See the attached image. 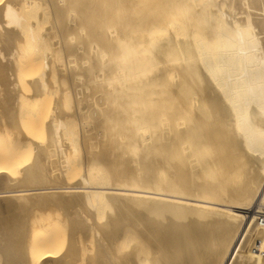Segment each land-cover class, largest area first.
Returning <instances> with one entry per match:
<instances>
[{"label": "bare ground", "instance_id": "bare-ground-1", "mask_svg": "<svg viewBox=\"0 0 264 264\" xmlns=\"http://www.w3.org/2000/svg\"><path fill=\"white\" fill-rule=\"evenodd\" d=\"M42 1L45 2L43 10L46 13L50 11L51 19L49 20L51 26L49 25V29H46L45 32L43 27H47V24L41 26L43 31L35 26L38 22L35 25H33L34 22H31V25L30 22L25 24L27 18L24 19V15L28 19L30 17L26 13L27 11L25 13L23 11L36 5L35 0H4V2H0V44L8 47L7 50H11L14 42L19 40L18 36L22 35L19 32L24 31L23 25L25 28L27 27L25 31L27 33L28 30L29 34L25 38L22 37L23 35L21 36L28 41L24 40V43H29V39L32 43L34 40L36 42L43 32L45 34H42L41 41H45L48 39L47 36L55 34L57 41L53 45H67L66 49L75 52L76 57H79L81 61L88 60V64L87 61L85 64L83 61L78 64L74 59L73 64L77 63L78 71L76 65H71V68L74 67L73 69L77 73L67 79L70 85V97L72 96L76 104L81 101V106H77L75 111L79 125L82 127L86 124V120L88 122V119L93 117L95 126L103 127V131L104 127H128L129 130L131 127L134 131V127H150L154 129L155 134L152 137V132L149 133L146 138L152 137V139L148 138L149 142L135 148V151L139 152L140 150L143 154L141 158H137L138 160L135 158L136 160L118 162L124 152H127L129 146L133 145L132 143L127 146V141L126 147L118 150V153L112 158L117 162H110L111 151L102 157V161L107 165L116 163L115 165L124 168V172L119 173V179L124 177L132 185L134 179L136 181L137 178H142L138 183L141 186H138L144 188V191L134 190L133 187L128 189V184L124 186L127 189L102 187L99 185L100 181L92 179L97 184L90 186L91 183H89L86 173L81 178L84 186L79 181L75 185L69 186V183L64 185L63 181L61 183L59 180H53V177H48L50 173L47 169L48 175L46 174L45 181L51 184L47 183L48 185H46L45 182V185L44 183L42 185L40 180L38 181L39 177L36 172H39L38 167L41 169L40 166L43 163H40L39 166L38 160L42 159L43 154L41 153L45 152L47 146L46 148L43 146L45 150L40 149L36 142L34 145L35 148L37 147L36 150L44 152H35L42 155L35 161L38 167L36 168L35 163L31 162L32 168L26 165V168L29 169L24 171V179L21 178V180L24 181L25 186L28 183L30 185L38 184L41 187L26 189L24 186V189L17 190L22 185L20 184L17 185L18 188L15 187L16 190L14 187L10 189L11 186L7 188L6 186L10 185L11 180V185H14L13 182L16 180L13 181L10 178L9 165L0 163V200L5 202V205H2L0 201V262L2 261V264H66V259L63 256V259L59 257L60 254H56V250H53L56 237L52 235L55 239L53 240L49 233H46L47 227L43 228V223L44 226L48 224L45 225V222L40 224L44 220L50 222L48 218L51 219L52 216L42 215L44 219H41V216V218L34 216L33 212L37 211L35 208L37 202H40V206L37 204L38 210L41 209L40 207L50 206L51 208L52 205L56 206L57 204L61 205L59 210L62 205H67V209L70 206L71 210L72 206L75 209L76 206H80L81 210H76L78 213L82 212L84 208V210L89 208L88 210L93 212L94 218L99 210L97 204L101 202L100 197L103 196L105 200L109 201L108 204L113 206L114 214H116L115 220L109 221L111 224L99 231L103 235H101L102 238L99 237V233H95L96 238L99 239L97 242L99 244L100 241L103 242L99 246L103 252L98 251L99 257L104 254L105 260L103 257L98 258L103 260V263L264 264V256L261 254L264 251V228L258 226L253 213L256 208L261 207L264 210V0ZM42 1L38 0L39 3ZM45 7L49 11H45ZM36 10L38 9L36 8ZM40 12L42 11L40 10ZM75 14L79 15L77 21L72 22L71 25L68 22L62 24L63 20L66 22L74 19ZM39 19L41 20L42 17ZM37 25L39 26V23ZM37 29L42 33L40 36L36 35L35 39V34L38 33L35 31ZM84 29L87 31L82 35ZM55 35L52 36L55 37ZM80 35L84 40L82 39L78 45L77 41ZM53 37L51 40H54ZM23 42L15 44L20 45ZM21 49L19 48L20 51H22ZM14 51L16 50L14 49ZM14 51H12L13 54L11 53L13 56L7 57L6 55V58L11 60L12 57H15ZM6 52L9 53V51ZM19 55L22 57L21 53ZM73 56L75 58L74 54ZM28 58L27 56L26 60ZM69 58L70 56L67 57V59ZM21 59L25 60L23 57ZM17 60L19 61V59ZM48 62L49 60H46V63ZM53 62H55L54 59ZM53 62L50 59V64ZM10 63L14 64L11 61ZM41 63L43 66L42 60ZM46 63L44 62V64ZM48 64H46L47 67L50 66ZM61 64L63 65V63ZM28 66L31 67L32 64L31 66L28 64ZM69 66L63 65L66 67L63 70L70 73ZM58 67H55V73L62 75L64 71L60 68L57 71ZM27 70H21V74L17 71L18 75L26 77L25 75L31 74L27 73ZM48 72L50 73V71ZM7 75L0 71V88L8 96L7 100L4 99L8 104L6 108L8 112L4 118L9 116V123L11 124L12 121L11 126H13L9 127L15 132H12V137H9L10 139L16 137V140H9L11 144L14 143V146L15 141L21 139L20 132H23L19 127L24 129L26 125L25 131L28 130L30 124L34 126L33 117L31 116V118L30 114L27 115L24 111L26 104L22 105L21 103L22 97L24 98L22 95L25 93L21 89L28 94L29 92L33 93V97L36 96L37 99L44 100L46 97L44 93L51 87L50 85L46 86L47 81H44L46 76L44 80H39L37 77L33 78L36 79L33 81L31 78L33 88L28 92L25 84L30 83L31 80L22 81L21 83H24L22 87L20 78L17 79L18 76H15L16 81L14 78L9 79L10 75ZM26 79L24 78V80ZM63 79L66 82L65 78ZM55 80L58 82L59 79L55 78ZM29 86L31 87V85ZM2 92L1 94H3ZM59 92L63 96L66 93L62 90ZM67 95L69 93H66ZM61 98L63 97L61 96ZM65 99L67 98L65 97ZM51 101H53V97ZM3 102L2 106L5 104ZM26 102L27 100H25ZM26 108L29 109L28 106ZM31 108L36 109V106ZM42 108L40 111L43 116ZM49 109L52 112V109ZM55 112H52L54 116ZM59 114L58 120H54L56 125L52 124L53 126L50 127V124L49 132H47L50 135V142L52 141L53 147L56 146L58 151L62 147V145L59 146L62 137L58 140V135L61 134L60 129L65 127L64 118L67 117L64 112L62 115L60 112ZM23 116H27L24 118L29 119V121L26 120L28 125L25 124ZM41 119L42 117L39 116L40 123ZM67 119L70 117L68 116ZM71 119L70 121H73L72 116ZM2 121L3 123L0 120V126L3 124L4 127L6 122ZM22 123L25 125L22 126ZM35 124H37L36 121ZM45 124L48 123L45 122ZM87 124V126L90 125ZM34 129L31 131L35 132ZM140 130L141 128H138L136 131L140 132ZM148 130L146 131L148 132ZM2 132H0L2 134H0L2 137L0 142L9 138L7 133L4 140ZM28 132L30 133V130ZM28 132L23 133L28 136L33 134L36 136L35 133L29 134ZM137 134L138 132L135 133V135ZM143 136L140 137V142L141 139H144ZM128 137L130 136L128 135ZM21 141L23 140L21 139ZM50 142L48 141V145ZM85 142L87 145L86 140ZM1 144L3 145V142ZM32 144L34 143H30V147L28 146L30 153L33 150ZM65 145L67 146L66 142ZM64 146L63 149H65ZM2 147L4 148V145ZM15 147L16 145L13 149ZM132 147L130 152L132 150L134 154L135 146ZM7 148L9 149V145ZM17 148H21V146ZM35 148L34 151H36ZM15 151L22 153L17 149L13 150V152ZM64 153L60 156L59 169L67 167L68 160H71V156L68 158ZM31 154L33 155V153ZM51 154L48 156L49 159ZM54 154L53 156H55ZM67 155L69 154L67 153ZM46 156L44 155V157ZM138 156L140 155L138 154ZM16 157L21 159L20 154ZM47 161L45 160V162ZM9 162L13 164L14 161ZM95 163L94 165H100ZM49 170L51 171V168ZM89 171L91 172L92 169ZM43 174L44 172L41 175ZM31 192H38L35 194L37 197H31ZM33 203L35 207H31ZM28 206L35 210L30 211ZM56 207L58 208V206ZM22 208L25 210L28 208V211L25 212ZM70 209H68V214H71ZM62 210L60 212L64 215ZM39 211L38 214H41ZM51 212L52 210L47 213ZM88 212L86 211L87 214ZM52 213L54 214V212ZM86 213L83 214L87 219ZM55 214L57 216L59 213ZM75 215V220H78V215ZM92 215L88 214V220L92 218ZM81 216L78 218H83ZM32 217H36V220ZM69 217L71 218L70 215ZM74 217L71 220H74ZM86 219L82 220L86 222ZM83 221L82 223L78 221L80 223L78 229L76 223L75 227L72 223L74 228H71L69 219V228L72 229L69 231L70 234L74 230H77L78 234L83 233L84 231H80L83 228L82 224H85V227L88 226V221L87 224ZM50 223H53L54 227L56 224L58 226V222H54V219ZM31 225L33 229L30 227ZM51 227L52 224L48 230L51 231ZM54 227H52V231H54ZM89 227L91 230V225L87 227L88 230ZM98 228L95 226L94 230ZM48 230L47 232H49ZM55 232L58 233L57 230ZM92 233L94 234L91 230V236ZM70 234L68 235L70 236ZM44 235H49V237L44 239ZM55 235L58 236V234ZM70 240H73V236ZM57 241L59 240L57 239ZM248 242L250 244L247 247ZM70 243L72 245L71 241ZM73 244L75 245L74 240ZM75 247L78 248V244ZM75 247L67 249L69 257L73 256ZM120 247L122 251H120ZM118 253L121 254L120 258Z\"/></svg>", "mask_w": 264, "mask_h": 264}, {"label": "rangeland", "instance_id": "rangeland-1", "mask_svg": "<svg viewBox=\"0 0 264 264\" xmlns=\"http://www.w3.org/2000/svg\"><path fill=\"white\" fill-rule=\"evenodd\" d=\"M6 1V0H5ZM42 1V0H41ZM40 0H39V2H41ZM1 3L2 2H4V0H2V1H0ZM35 2H37L36 3V5H32L31 7H29L30 8V10H29V8L28 9H26L25 11H23L24 13L26 12L27 14H29V19H28V17H26V15H24V13H22V15H24V19L25 18H27V19H25V20H27L26 21V23L25 24H29V22H30V25H31V22H34V24L33 25H35L36 24V22H38L39 23V26L36 24L35 26L36 27H38V28H40V30H42L43 31V29H44V32L46 31V29H49V27L51 26V22L49 21V20H51L50 19V11L48 10V9H46V7H47V5H46V7H45V11L46 10H48L49 12H44V1H42V3H39L38 2V0H35ZM0 3V4H1ZM40 6H39V5ZM36 8L38 9V10H36ZM48 8V7H47ZM36 10V11H35ZM40 10L42 11V12H40ZM31 11H33V12H31ZM35 11V12H34ZM31 12V13H30ZM43 12H44V14H43ZM37 13V14H36ZM49 13V14H48ZM32 14H34V15H32ZM42 14V15H41ZM35 16V17H31V16ZM39 15V16H38ZM41 15V16H40ZM42 17V19L40 20L39 18H41ZM48 17H49V19H48ZM38 18V19H37ZM32 19V20H31ZM79 19V15L78 14H75V16H74V19H70V21H66V22H64V20L62 21V24L64 23V24H67V22H68V24L69 25H71V24H73L74 23V21H77ZM29 20H31V21H29ZM44 22V23H43ZM47 22H50L49 24L47 23ZM73 22V23H72ZM41 23V24H40ZM24 24V23H23ZM47 24V27H43V26H45ZM63 24V25H64ZM50 25V26H49ZM34 26V27H35ZM41 26L43 27V29H41ZM22 27H24V28H22V29H24V31L22 30V32H19V31H16V32H19V34H22L21 36L22 37H26V35H28L29 36V34H28V30H27V33H26V29H27V27L25 28V25H23ZM19 30V29H18ZM36 32H38V29L37 30H35ZM87 31V29H84V30H82V35L85 33ZM43 32V33H44ZM40 33H42L41 31H39L37 34H35V39H36V35H38V36H40ZM42 33V34H43ZM18 34V35H19ZM42 34H41V36H42ZM45 34V33H44ZM52 35H55V34H52ZM52 35H50V37L49 36H47V38L49 39V41H47V40H45V41H41L40 40V38H42L41 36L39 37V39L37 40L36 39V42H34L33 41V43L32 42H30V39H29V43H31L30 45H29V43H24L26 40L25 39H23V38H21V36L19 35L18 36V38H19V40L18 41H16L17 43H20V42H23L24 40V42L23 43H21L20 45H22V46H20V45H16L17 43L16 42H14V44H13V48L10 50H7L8 49V47H6V46H4V45H2V44H0V61L2 60V62H0V71H3L4 73H6V75L7 74H9L10 75V77H8L9 79H13L14 78V80L16 79L15 78V76H18L17 77V79L19 80V78H20V83L23 81V82H27V81H29V80H31V78L33 79V78H37L38 77V79L39 80H44V78H45V76L47 77L46 78V80H44V81H47V85L46 86H48L49 87V85H50V87L51 88H49L47 91H46V93H44V95L46 96H44L45 97V99L43 100V99H37V97L35 96V97H33V93H30L29 92V90H32V88H33V81H36V79L34 80L33 79V81L31 80L30 81V83H26L25 84V86H26V90L29 92V94L25 91V90H23V89H21V91H23V92H25V93H23V95L22 96H24V98L22 97V100H21V103H22V105L23 104H26V105H24L25 106V108H24V111H26V114L28 115V114H30V117L32 116L33 117V122H34V126L33 125H29L28 126V130H30V133L28 132V130H25L24 131V129L26 128L27 129V127H26V125L25 124H27L28 125V123H27V121L26 120H28L29 121V119L27 118V119H25L27 116H23V119H24V121H26V123L25 124H23L22 123V126L23 125H25V127H24V129H23V127L21 128V127H19L23 132H28L29 134H33V133H35V135L36 136H28V134H24L23 132H20L21 133V135H19V136H21L20 138L23 140V141H25L26 142V140H28V141H30V142H26V143H24L23 141H21V139H19V141L17 140V141H15V145H16V147H15V149H17V150H19L20 152H22V153H24V154H22V153H19V152H13V150H15V149H13V147L15 146H13V144L14 143H10V140L11 139H13V138H11L10 139V137L9 136H11L12 134V132H15L11 127L13 126H11V124H12V121H11V124L9 123V116H5L6 118H4V115H7L6 113L8 112V110H6V108H7V106H8V104L5 102V98H6V100L8 99L7 97V94L5 95V93L4 92H2L1 91V89L2 88H0V91L3 93V94H1V92H0V103H1V105H0V108H1V112H0V120H1V122L3 123V121L2 120H4L6 123L8 122V125L6 126V123L4 124V127H3V124H2V126H0V132L1 131H3L2 133H3V138H4V140H5V137L7 136V137H9L8 138V140L6 139V141H2L3 142V145H4V148L2 147L3 145L1 144L0 145V163L2 164H6V165H9V167H10V174L12 175H10V178L11 179H13V181H15V182H13V184L14 185H11L12 183V180H11V182H10V185H8V186H6L7 188L8 187H10V189H13V187L15 188V187H17V185L19 186L20 184H22V185H20V188H15L14 190H20V189H24V186H25V183H24V181L23 180H21V178H23L24 179V173L29 169H27L26 167L27 166H30V168H32V166L30 165L31 163H35V167L37 168L38 166V164H37V162H35V161H37L42 155L41 154H43V157H41L42 159H43V161H42V159L40 160H38V163H39V166H40V163H43L40 167H41V169H39V167H38V171L39 172H36L37 174V176L39 177V179H38V181L43 185V183H44V185H45V179H46V177H47V175H48V173H50V175H52V176H50V175H48V177H53V180H59V182H61L62 183V181H63V183H64V185H68V184H66V183H69L70 185L69 186H71L72 184H77L78 183V181H79V183L81 182V184L83 185V183H82V177H83V175H86L87 174V179H88V181H89V183H91L90 184V186H95L97 183H96V181L94 182V181H92V180H97V182L98 181H100V183H99V185L100 186H102V187H110V188H126V187H124L125 185L127 186V184H128V186H127V188L128 189H132V187H133V189L134 190H142V191H144V188H142V187H140L139 188V186H141V185H139L138 183H139V179H140V177L139 178H137L136 179V181H135V179H134V181H132V185H131V183H128L127 182V180L123 177V178H121V179H119V173H122V172H124V168L123 167H121V166H117V165H115L116 163H113V164H106L105 162H103L102 161V157L105 155V154H107V153H110L109 151H111V154H110V156H111V159H110V162H117L116 160H114V159H112L117 153H118V150H121V149H123V148H125L126 147V141H127V146H129V145H132V143H133V145L132 146H135L134 147V154H133V147L132 146H129V152H128V149H127V152H124V154L122 155V157L118 160V162L119 163H122V162H124V161H126V160H136L137 158L139 159V158H141V156H143V154H141L142 153V151L140 152V150H139V152H138V150H136L135 151V148L137 149V146L138 147H141V144H142V146H143V144L144 143H147V142H149L148 141V138H150V140L152 139V137H153V134H155V131H154V129H152V128H150V127H134L133 129H135V131L136 130H138V128H141V130H140V132L139 131H134V130H132V128L130 127V130H129V128L128 127H104L105 129H104V131L102 130V128L103 127H96L95 126V124L93 123V117H91L90 119H88V122H87V120L85 121V125H82V127L79 125L80 123H79V119H78V117L77 116H75V111H76V109L79 107V106H81V101L78 103L77 102V104L73 101V98H72V96L70 97V85L68 84V78H70V76H73L74 74L76 75V70L75 69H73L74 67H72L71 68V65L72 66H75L76 65V69H77V71H78V67L79 66H77V63L79 62L80 64L82 63V61H81V59L79 58V57H76V54H75V52L73 53L72 51H69V49H66V48H68L67 47V45H60V46H58V44H56V45H53V44H55V42L57 41V37H56V35H55V37H53ZM82 35H80L79 37H78V41H77V44L79 43H81L82 42V39H83V37H82ZM44 36V35H43ZM54 38V40H51L52 39V37ZM21 39H23V40H21ZM27 39V38H26ZM84 40V39H83ZM39 41V42H38ZM53 41V42H52ZM26 42H28V41H26ZM52 42V43H51ZM16 43V44H15ZM42 44V45H41ZM78 44V45H79ZM36 45V46H35ZM41 45V47H39ZM53 47H52V46ZM2 46V47H1ZM18 46V47H17ZM21 47H22V49H21ZM49 47V48H48ZM56 47V48H55ZM2 48V49H1ZM4 48V49H3ZM19 48L22 50V51H20L19 50ZM32 48V49H31ZM58 48H60V49H58ZM14 49L16 50V51H20L19 53L18 52H16V51H14ZM32 51H31V50ZM63 49H64V51H63ZM26 50H28L27 52H25ZM50 50H51V52H50ZM6 51H9V53L8 52H6ZM12 51H14L15 52V54H14V56L15 57H12L11 58V60H10V58H6V55H7V57H11V56H13L12 54ZM41 51V52H40ZM47 51V52H46ZM62 51V52H61ZM67 51V52H66ZM23 52H25V54H23ZM66 52V53H65ZM12 53V54H11ZM21 53V56L25 59V60H22L21 58L22 57H19L20 54ZM50 53V54H49ZM70 53V54H69ZM72 53V54H71ZM9 54H11V55H9ZM29 54H31L30 56H32L31 57V59H30V56H29ZM67 54V55H66ZM73 54L75 55V58H74V56H73ZM2 55H4V56H2ZM17 55V56H16ZM44 55V56H43ZM51 55V56H50ZM53 55H54V57H53ZM66 55V56H65ZM27 56L29 57L28 58V60H26L27 59ZM46 56V57H45ZM70 56V60L69 59H67V57H69ZM4 57V59H2ZM13 58H15L14 60H13ZM42 58V59H41ZM17 59H19V61L17 60ZM50 59H51V62H53V59L55 60V62H53V63H51L50 64ZM74 59L77 61V63L75 62V65L73 64L74 63ZM40 60V61H39ZM41 60H42V62H43V66L41 65L42 63H41ZM44 60V61H43ZM46 60H49V64H50V66H46V64H48V63H46ZM10 61L12 62V63H14V64H11L10 63ZM58 61V62H57ZM64 61V62H63ZM67 63H66V62ZM72 61V62H71ZM87 61V64H88V60H86ZM86 61H83V64H85L86 63ZM7 64H5V63ZM44 62L46 63V64H44ZM63 63V65L64 66H69V64H70V66H69V69H70V73H68V72H66V71H64L63 69H66V67H63V65L61 64V63ZM9 63V64H8ZM27 63V64H26ZM65 63V64H64ZM69 63V64H68ZM78 63V64H79ZM11 64V65H10ZM20 64H23L24 66H22V65H20ZM28 64L31 66V64H32V68L31 67H29L28 66ZM48 64V65H49ZM86 64V65H87ZM17 65V66H16ZM10 66V67H9ZM16 66V67H15ZM46 66V67H45ZM52 66V67H51ZM59 66V67H58ZM15 67V68H14ZM28 68V70H27V68ZM49 67H51L50 69H49ZM55 67H58L57 68V71H59V68L61 69V70H63L64 71V73L66 74H64V73H62V75H57L56 73H55ZM8 68H10L9 69V71H7L8 70ZM17 68H19V69H17ZM17 69V70H16ZM23 69L26 71L27 70V73L28 72H30L31 74H27V75H25L26 77H24V75H18V72L17 71H19L20 73L19 74H21V70L23 71ZM46 69V70H45ZM75 70V71H74ZM25 71H24V73H25ZM48 71H50V73L48 72ZM56 71V72H57ZM10 72V73H9ZM15 72H16V75H15ZM44 72H45V74H44ZM48 72V73H47ZM55 73V74H54ZM73 73V74H72ZM43 74V75H42ZM49 74H50V76H49ZM9 75H7V76H9ZM48 75V76H47ZM57 75V76H56ZM66 76V77H64V76ZM41 76H42V79H41ZM53 76V77H52ZM49 77V78H48ZM58 77V78H57ZM65 78V80H66V82L64 81V79L63 78ZM24 78L26 79V80H24ZM55 78L58 80H60L61 78V80L59 81L58 80V82L55 80ZM79 78V77H78ZM17 79H16V81H17ZM37 79V80H38ZM65 82H63V81ZM49 81H51L52 83H50ZM64 84H63V83ZM62 83V84H61ZM24 85V83H21L20 84V86L21 85ZM55 84V85H54ZM59 84V85H58ZM23 85H22V87H23ZM27 85H28V88H27ZM29 85H31V87L29 86ZM52 86H53V88H52ZM55 86V87H54ZM47 87V88H48ZM69 87V88H68ZM66 88V89H65ZM25 89V88H24ZM54 89V90H53ZM67 89H69V91H67ZM62 90V92L64 91V93L66 92L67 94L69 93V95H67L66 96V93H65V95L63 96V94L61 93V92H59V91H61ZM20 91V90H19ZM20 91V92H21ZM58 93H57V92ZM32 92V91H31ZM56 93V94H55ZM58 94V95H57ZM50 95V96H49ZM55 95H56V97H55ZM2 96H3V99H2ZM61 96L63 97V98H61ZM43 97V98H44ZM53 97V101H51V98ZM59 97V98H58ZM65 97L67 98V99H65ZM71 99V101H70V99ZM23 99H25V100H27V102L28 101H30L29 103H25V100H24V102H23ZM48 101H47V100ZM49 99H50V102H49ZM60 99V101L58 102V100ZM65 100L64 102H63V100ZM40 100V101H39ZM42 100H43V103H42ZM55 100V101H54ZM62 100V101H61ZM3 103H5V104H7V105H5L4 104V106H2V102ZM38 101H39V103H38ZM45 101H47V102H45ZM56 101H57V104H56ZM40 103H41V105H40ZM49 103V104H48ZM64 103V104H63ZM33 104V105H32ZM35 104V105H34ZM51 104V105H50ZM54 104V105H53ZM63 104V105H62ZM56 105V106H55ZM61 105H62V107H63V110H62V107H61ZM26 106H28V108L29 109H27L26 108ZM32 106H36V109H33V108H31ZM42 106H43V108H45L44 109V111H43V108H42ZM53 106H54V108H53ZM78 106V107H77ZM42 108V114H43V116L41 115V109L40 108ZM47 108V109H46ZM49 108H51L52 109V112L53 111H56L54 114H55V116L53 115V113L52 112H50L51 110L49 109ZM9 109V108H8ZM56 109V110H55ZM61 109V110H60ZM4 110H6L5 112H4ZM57 110H59L58 112H57ZM37 112H38V114H37ZM59 112L61 113V115H62V113L64 112L65 113V115L68 117H70V119H71V116H72V118H73V121H70V119H67V117L66 118H64L65 116L63 115V118H64V124H65V127H62L60 130V132H61V134H60V132H59V134L60 135H58L59 136V139L58 140H60V138H61V143L59 144V146H61L62 145V147L65 145V142H66V144H67V146L65 145L64 146V148L65 149H63L62 147H60L61 149H60V151H58L57 150V148H56V146H55V144H54V146L55 147H53V143H52V141L50 142V135H48V133L47 132H49V130L48 129H50V127H52L55 123H54V120H58V118L60 117V114H59ZM73 114H72V113ZM22 113H23V111H22ZM59 114V116H58V114ZM50 114H51V116H53V117H51L50 116ZM21 116H22V114H21ZM39 116L40 117H42V119H41V123H40V120H38L39 119ZM25 117V118H24ZM31 117V118H32ZM62 117V116H61ZM36 118H38V119H36ZM51 118V119H50ZM62 118V119H63ZM50 119V120H49ZM36 121V123L37 124H35V121ZM44 120V121H43ZM72 120V119H71ZM31 121V120H30ZM50 121V122H49ZM53 123H52V122ZM63 121V120H62ZM78 121V122H77ZM45 122L46 123H48V124H45ZM56 122V121H55ZM38 123H39V125H38ZM44 123V124H43ZM57 123V122H56ZM87 123H89L90 125L89 126H87L88 124ZM51 124V125H50ZM53 124V125H52ZM69 125V127H68V125ZM1 125V124H0ZM37 125V126H36ZM49 125H50V127H49ZM56 125V124H55ZM76 125H77V127H76ZM92 125V126H91ZM6 126V127H5ZM9 126H11V127H9ZM31 126H33V127H31ZM39 126V127H38ZM94 126V127H93ZM15 127V126H14ZM17 127V126H16ZM29 127H31L32 129H34V131L35 132H33V131H31L32 129L31 128H29ZM181 127H185V126H181ZM4 128V129H3ZM6 128H7V130H6ZM3 129V130H2ZM45 129V130H44ZM67 129V130H66ZM92 129V130H91ZM148 129H151V130H148ZM5 130H6V134H5ZM13 130V131H12ZM20 130V131H21ZM93 130H94V133H93ZM132 130V131H131ZM146 130H148V132L146 131ZM153 130V131H152ZM81 131H82V133H81ZM85 131H86V133H85ZM76 132V133H75ZM96 132V133H95ZM138 132V136L137 135H135V133H137ZM151 132H152V137H148V138H146V136L147 135H149V133L151 134ZM140 133H141V136H143L144 137V139H141V142H140ZM1 134V133H0ZM72 134V135H71ZM114 135L113 137L112 136H110V135ZM132 134H134L135 136H137V137H135V136H131ZM146 134V135H145ZM2 135V134H1ZM0 135V136H1ZM6 135V136H5ZM18 135H17V137H18ZM85 135V136H84ZM98 135V136H97ZM100 135V136H99ZM130 136V137H128L127 138V136ZM83 136V137H82ZM87 136V137H86ZM118 136H120V137H118ZM126 136V137H125ZM12 137V136H11ZM29 137V138H28ZM122 137V138H121ZM123 137H124V139H125V141H123L124 139H123ZM132 137V138H131ZM138 137H139V139H138ZM33 138V139H32ZM80 138V139H79ZM136 138H137V140H136ZM142 138V137H141ZM1 139H2V137H0V141H1ZM10 139V140H9ZM30 139V140H29ZM37 139V140H36ZM49 139V140H48ZM84 139V140H83ZM99 139V140H98ZM113 139V140H112ZM119 139H120V142H119ZM127 139V140H126ZM132 139H135V140H133L132 141ZM13 140H16V137H14V139ZM50 142L49 143V145H48V141ZM85 140L87 141V145H86V142H85ZM90 140H92V141H90ZM8 141V142H7ZM12 141V140H11ZM73 141H74V143H73ZM81 141V142H80ZM121 141L123 142L122 144H121ZM145 141V142H144ZM2 142H0V143H2ZM7 142V143H6ZM35 142L37 143V145H38V148H39V146H40V149L41 148H43V146H44V148H46V146H47V148H46V150L43 148V150H45V152L44 151H42V150H40V151H37L36 150V148L34 147V145H36L35 144ZM41 143V145H40V143ZM69 142V143H68ZM90 142V143H89ZM129 142V143H128ZM150 142H152V141H150ZM22 143V144H21ZM30 143H34V144H32V147L31 148H33V150H32V152L31 153H33V155L30 153V150L28 149V146L30 147ZM44 143V144H43ZM72 143V144H71ZM51 144V145H50ZM84 144V145H83ZM96 144V145H95ZM124 144V145H123ZM8 145H9V149L7 148L8 147ZM21 146V148H17V147H20ZM52 148H51V147ZM85 146V147H84ZM49 147V148H48ZM88 147V148H87ZM123 147V148H122ZM132 147V148H131ZM34 148H35V150L36 151H34ZM53 148H54V151H52L53 150ZM67 148V149H66ZM113 148V149H112ZM130 148L132 149L131 150V152H130ZM13 149V150H12ZM56 149V150H55ZM76 149V150H75ZM24 150V151H23ZM27 150H29V152H27ZM51 150V151H50ZM88 150V151H87ZM95 150V151H94ZM96 150H97V152H96ZM126 150V149H125ZM41 151L42 152H44V153H41ZM75 151V152H74ZM35 152H37V153H41V154H37V153H35ZM47 152V153H46ZM59 152V153H58ZM64 153V155H66V156H68V158H70V156H71V160H68V162L69 163H67V167H65L64 166V168H60L59 169V167H60V164H59V160H60V156H61V154L63 155V153ZM73 152V153H72ZM103 152V153H102ZM137 152H138V154L140 155V156H138V154H137ZM16 153V154H15ZM50 153H52L51 154V157L53 156V154L55 155V156H53L52 158L50 157V159L48 158V156H49V154ZM67 153L69 154V155H67ZM9 154H11V155H9ZM18 154H20V156H21V159H22V161H24V162H26V163H24L23 164V162L21 161V159L18 157H16V156H18ZM48 154V155H47ZM99 154V155H98ZM101 154V155H100ZM15 155V156H14ZM40 155V156H39ZM44 155L47 157V159H45L46 157H44ZM57 155V156H56ZM59 155V156H58ZM86 155V156H85ZM134 157H133V156ZM7 156V157H6ZM90 156V157H89ZM93 156V157H92ZM130 156V157H129ZM133 158H132V157ZM136 156V157H135ZM138 156V157H137ZM58 157V158H57ZM36 158V159H35ZM136 158V159H135ZM15 159V160H14ZM52 159V160H51ZM55 159H56V161L58 162H56L55 161ZM137 159V160H138ZM18 160L20 161L19 163H18ZM45 160L47 161H50L51 162V164H50V162L48 163V161L47 162H45ZM67 160V159H66ZM83 162H82V161ZM91 160V162L89 163V161ZM9 162V161H14L13 162V164H10V162L9 163H7V162ZM40 161V162H39ZM82 163H81V162ZM97 161V163H99L100 165H94V163ZM16 162V163H15ZM31 162V163H30ZM89 163V164H88ZM97 163H95V164H97ZM18 164H20V165H18ZM55 164H56V166H55ZM58 164V165H57ZM11 165V166H10ZM27 165V166H26ZM47 166V168H46V166ZM74 165V166H73ZM79 165H80V167H79ZM87 165V166H86ZM88 165H90V166H88ZM23 166H25V168H23ZM34 166V165H33ZM44 166V168H42ZM92 166V167H91ZM94 166V167H93ZM57 167V168H56ZM74 167V168H73ZM81 167H82V169H81ZM88 167V168H87ZM103 167V168H102ZM36 168H35V170H36ZM51 168V171L53 172V174H52V172L49 170ZM55 168H56V170H55ZM72 168V169H71ZM23 169H25V170H23ZM46 169H47V171H48V173H46ZM63 169H64V171H63ZM70 169V170H69ZM89 169H92V173L89 171ZM22 172H21V171ZM41 170H43V171H41ZM60 170V171H59ZM69 170V171H68ZM25 171V172H24ZM82 171V172H81ZM104 171V172H103ZM40 172H44V176H45V178L43 177V175H41L40 174ZM68 173V175H67V173ZM104 174H103V173ZM107 172V173H106ZM63 173V174H62ZM86 173V174H85ZM90 173V174H89ZM98 173V174H97ZM47 174V175H46ZM97 174V175H96ZM61 175V176H60ZM66 175H67V178H66ZM93 175V177H91ZM60 176V177H59ZM63 176V178L61 179V177ZM90 176V177H89ZM110 176V178H108ZM14 177V178H13ZM56 177V178H55ZM60 178V179H59ZM95 178V179H94ZM101 178V179H100ZM17 179H18V181H17ZM65 179V180H64ZM90 179V180H89ZM92 179V180H91ZM105 179H106V181H105ZM110 179V180H109ZM142 179V178H141ZM141 179H140V181H141ZM52 179H51V181H53ZM61 180V181H60ZM119 180H120V183H119ZM111 183H110V182ZM38 182V183H39ZM135 182V183H134ZM16 183V184H15ZM39 183V184H40ZM49 184V182H46V185H48ZM27 185L25 186L26 187V189H36V188H38L37 186H39V187H41L40 185H38V184H35V185H30V184H28V183H26ZM51 184V183H50ZM49 184V185H50ZM95 184V185H94ZM108 184V185H107ZM98 185V186H99ZM139 185V186H138ZM36 186V187H35ZM84 186V185H83ZM33 187V188H32ZM35 187V188H34ZM126 188V189H127ZM25 189V190H26ZM31 194V197H37V195H35V194H38V192H31L30 193ZM30 197V196H29ZM35 199H39V198H35ZM1 201V204L2 205H5V202H2V200H0ZM4 201V200H3ZM100 201L101 202H99L98 204H97V208L99 209L98 210V212L96 213L97 214V217H96V214H95V217L93 218V215H92V213H91V211H89L88 209H86V210H82V212L83 213H86V211L88 212V214L90 213L91 215H92V218L90 219V220H88V214L86 213V216H87V219L85 218V214H83L82 212H77L78 211V209L80 208V206H76V209L72 206L71 208H72V210L70 209V206H68L69 208L68 209H70V212H71V214H68V209H67V205H62V208H61V210L64 212V215H62V212H60L61 210H59V206H61V205H56V206H58V208L55 206V205H52L51 206V208H50V206H47L46 208H43V207H40L42 210H44V211H42L41 209H39L38 210V207L40 206V202L38 203L37 202V204H39V206L37 207V204H36V207H35V204L33 203L32 204V206L31 207H35L36 208V210L37 211H34L35 209L34 208H31L30 206H28V208L30 209V211H34L33 213H35L34 214V216H36L37 218H39L40 216L42 217H40L41 219H44V217L43 216H45V214H46V217H48V214H49V216H52V220L50 219V218H48L49 220H50V222H52L53 221V219H54V222H58V226H57V224L55 225V227H54V225H53V223H50V222H47V221H42L40 224H42L43 222H45V225H46V223L49 225H51L52 224V227H54V231H52V227H51V231H50V229L48 230V228H50V225H49V227H48V225L47 226H44V223H43V228L44 227H47V230L49 231V232H47V230H46V233L48 234L49 233V235H50V237L53 239V237H56L55 239H56V244L54 243V241L53 240H55V239H53L52 241H53V250H56V254H60L59 255V257H61L62 259H63V257H64V259H66L65 260V263L66 264H106V262H102L103 260H105V258H104V254H102L101 255V257H99V255H98V251L100 250V249H102V248H99V246H100V244L102 243L103 244V242H101L100 241V244L97 242V239L98 238H96V234L97 233H99L100 234V232L99 231H101V230H103V229H105V227H107L108 225H110L111 223H109V221L110 222H112V221H114L115 220V218H116V214H114V208H112L111 206H110V204H108L109 203V201H107V200H105V197H103V196H101L100 197ZM20 203V202H19ZM18 203V204H19ZM36 203V202H35ZM21 204V203H20ZM19 204V205H20ZM42 204V203H41ZM55 206V207H54ZM65 206V207H64ZM102 206V208H99V207H101ZM108 206V207H107ZM26 207V206H25ZM78 207V208H77ZM82 207V206H81ZM84 207V206H83ZM28 208H27V210H25V208H22L25 212L26 211H28ZM49 208V209H48ZM56 208V209H55ZM66 208V209H65ZM74 208V209H73ZM111 208V209H110ZM32 209V210H31ZM65 209V210H64ZM22 210V211H23ZM46 210H47V212H50L51 210H52V212H54V214L51 212V213H47L46 212ZM56 210V211H55ZM66 210H67V212H66ZM77 210V211H76ZM79 210H81V209H79ZM22 211H20V213L22 214ZM38 211L41 213V214H38ZM72 211H74L75 213H73ZM99 211H100V213H99ZM37 212V213H36ZM59 213V214H57V216H56V214L55 213ZM19 213V212H18ZM31 213V212H30ZM33 213H31V214H33ZM81 213V214H80ZM24 214V213H23ZM51 214V215H50ZM75 214H77L78 215V217L79 216H81L82 214V216H83V218H78L77 217V219L78 220H75V217H74V215ZM38 215V216H37ZM43 215V216H42ZM54 215H55V217H54ZM59 215V216H58ZM62 215V216H61ZM69 215L71 216V218L69 217ZM33 216V215H32ZM67 216V217H66ZM76 216V215H75ZM81 216V217H82ZM36 217H34L35 218V220H36ZM73 217H74V220H71V219H73ZM89 217H91V216H89ZM31 218V217H30ZM33 218V217H32ZM33 218V219H34ZM60 218V219H59ZM70 219V221H71V228H74L75 227V223L77 224V228L79 229L80 228V226H79V224L80 223H82V221L83 220H87L88 221V226H90L91 225V230L94 232V234L92 233V236H91V234H90V232H91V230H90V227H89V230L87 229V227H85L86 225L84 224H82V227L83 228H81V230L80 231H84L83 233H80V234H78V231L77 230H74L72 233H74V235H72V233L70 234V232L69 231H72V229H70L69 228V226H70V222H68V220ZM83 219V220H82ZM82 220V221H81ZM94 220V221H93ZM32 221V220H31ZM64 221H65V223H64ZM78 221H80V223L78 222ZM87 221L86 222H84V223H86L87 224ZM89 221H90V223H89ZM33 222V221H32ZM95 222V223H94ZM34 223V222H33ZM33 223H30V224H33ZM60 223H61V225H60ZM66 223H67V226H66ZM72 223H73V225H74V227L72 226ZM93 223V224H92ZM109 223V224H108ZM90 224V225H89ZM95 224V225H94ZM35 225V224H34ZM62 225H64L65 227H63ZM106 225V226H105ZM41 226V225H40ZM79 226V227H78ZM95 226H96V228H98L97 230H94V228H95ZM103 228H102V227ZM30 227H32V229H33V226L31 225ZM57 227V228H56ZM85 227V228H84ZM37 228H40L39 226H37ZM42 228V227H41ZM58 231V233L57 232H55L56 230ZM67 229H69V230H67ZM64 230H66L65 231V234H63V231ZM88 231V232H87ZM97 231V232H96ZM51 232V233H50ZM62 232V233H61ZM70 234V236L68 235V234ZM96 233V234H95ZM103 233V232H102ZM55 234H58V236L57 235H55ZM75 234H76V236H75ZM88 234V235H87ZM49 235H47L48 237H49ZM52 235H53V237H52ZM64 236V238H63V236ZM66 235V236H65ZM79 235H80V237H79ZM101 235L102 234H100V236L99 237H101ZM46 235H44L43 237H45L44 239H47L46 237H47ZM72 236H73V240H74V243H75V245L73 244V240H70L71 238H72ZM74 236H75V238H74ZM88 236V237H87ZM90 236V237H89ZM103 236V235H102ZM60 237V238H59ZM78 237H79V239H78ZM42 238V237H41ZM102 238V237H101ZM100 238V239H101ZM33 239V238H32ZM31 239V240H32ZM57 239L59 240V241H57ZM67 240H68V243H67ZM79 240V241H78ZM102 240H104V239H102ZM70 241L72 242V245H71V243H70ZM77 241V242H76ZM98 241H99V239H98ZM104 243H105V241H104ZM78 244V248H76L75 246ZM249 244H250V242H248V245H247V247L249 246ZM54 245H55V247H54ZM71 245V247H75L76 248V250L78 249V251H76V250H74L75 248H73V256H70L69 257V250H70V248L71 247H69ZM79 245H80V248L82 249H80L79 248ZM69 247V248H68ZM67 249H69V250H67ZM59 250V251H58ZM63 251V252H62ZM74 251H75V253H74ZM101 252H103L102 250H100ZM120 251H122L121 250V247H120ZM119 250H118V252H120ZM60 252V253H59ZM82 254H81V253ZM261 252V251H260ZM65 253H66V258H65ZM68 253V254H67ZM100 253V252H99ZM62 254V255H61ZM101 254V253H100ZM57 255V256H58ZM67 255H68V257H69V261H68V258H67ZM77 256L76 258L74 257V256ZM98 255V256H97ZM63 256V257H62ZM120 256H121V254L120 253H118V257L120 258ZM103 257V260L101 261V260H99L98 258H102ZM73 258V259H72ZM2 259V258H1ZM95 259V260H94ZM160 259V261H161V258H159ZM157 260V259H156ZM71 261V262H70ZM159 261V260H158ZM68 262V263H67ZM70 262V263H69ZM93 262V263H92ZM1 264H2V261L0 262ZM159 263V262H158Z\"/></svg>", "mask_w": 264, "mask_h": 264}, {"label": "built area", "instance_id": "built-area-1", "mask_svg": "<svg viewBox=\"0 0 264 264\" xmlns=\"http://www.w3.org/2000/svg\"><path fill=\"white\" fill-rule=\"evenodd\" d=\"M254 216H256V223L259 227L264 228V210L263 208L254 209ZM256 253V252H255ZM264 256V251L261 253Z\"/></svg>", "mask_w": 264, "mask_h": 264}]
</instances>
